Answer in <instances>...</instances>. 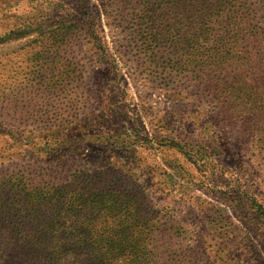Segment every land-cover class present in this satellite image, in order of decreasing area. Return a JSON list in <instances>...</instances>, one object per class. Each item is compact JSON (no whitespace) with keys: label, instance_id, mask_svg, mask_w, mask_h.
<instances>
[{"label":"rangeland","instance_id":"rangeland-1","mask_svg":"<svg viewBox=\"0 0 264 264\" xmlns=\"http://www.w3.org/2000/svg\"><path fill=\"white\" fill-rule=\"evenodd\" d=\"M246 3L208 76L140 53L118 1L0 0V219L40 223L29 194L50 192L38 211L76 209L68 235L142 231L144 264H264V0Z\"/></svg>","mask_w":264,"mask_h":264},{"label":"trees","instance_id":"trees-1","mask_svg":"<svg viewBox=\"0 0 264 264\" xmlns=\"http://www.w3.org/2000/svg\"><path fill=\"white\" fill-rule=\"evenodd\" d=\"M117 1L118 16L114 19L110 12L106 14L108 18L114 19L117 27L124 26L128 30L134 41L133 47L140 53L153 57L156 65L160 61L164 63L160 52L172 57H182L184 66H190L193 62L200 67L207 65L208 76L214 70L211 69L213 63L220 62L225 49L228 54L235 23L250 15V11L245 10L248 7L246 0H115ZM94 36L97 47L108 56L107 43L96 32ZM167 63L171 65L170 62ZM171 67L174 68L173 65ZM226 91L229 92L226 98L231 100L229 105H225L227 109L239 110L250 104L244 102L232 89L227 87ZM217 94L220 98V93ZM54 196L50 192L44 196L39 192L29 194L30 202L26 213L40 223L7 226L5 219H0V235L4 236V239H0V264H123L122 258L126 252H130L131 256L126 264H144L139 257L145 252L148 255L152 250H148L149 243L138 241L137 237L142 236V231L131 229L132 238L126 243L123 237L130 234L121 227L114 228L113 231L80 228L75 230L74 235H68L70 228L63 221L69 214L77 213L76 209L66 208V203L58 200L56 211L61 217L58 223L52 216L40 213L41 209L38 211L37 206L50 203ZM60 197L64 198L63 195L56 198ZM45 200L49 201L46 203ZM95 204L97 202L93 201V205ZM256 204L259 206L257 210L264 215L263 204ZM3 214L7 218L5 209ZM41 216L45 218L39 219ZM109 234L113 235L114 240L103 241L105 235ZM91 237H95L93 243H89Z\"/></svg>","mask_w":264,"mask_h":264}]
</instances>
